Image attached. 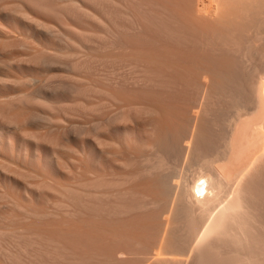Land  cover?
<instances>
[{
    "label": "bare ground",
    "instance_id": "1",
    "mask_svg": "<svg viewBox=\"0 0 264 264\" xmlns=\"http://www.w3.org/2000/svg\"><path fill=\"white\" fill-rule=\"evenodd\" d=\"M68 6L70 7L71 4L67 5L61 2L53 6L50 0H0V201H2L0 210H11V213L8 211L9 214L0 213V259L6 263L16 264L14 262L16 261L15 256L19 253L22 255L20 261L24 260L28 263L54 264V261H57L55 264H71L69 261L81 263L86 260L85 263L90 264L85 259L87 257L83 258V256L89 255L90 250L88 253H86L87 251L84 252L85 255L78 253L80 251L78 247L81 246L80 248L85 250L86 244H88L92 254H95L93 255L96 256V259L98 258L97 261L100 259L101 264H118L127 256H130L127 260L133 258L142 260L139 256L146 252H142L143 254L138 252L139 254H137L136 249L139 251V248L145 247L142 242L146 243L145 235L143 236L145 221L143 222L144 218L142 217L144 211L149 203L158 208L164 201L166 202L164 211L158 209L164 212L161 215L174 218L182 223L183 239L188 243V248L179 254L181 257L185 253L186 255L191 254L194 264H264V71L254 74L247 87L244 84L241 100L238 99V103L232 105L235 109H232L233 112L231 110L232 113L230 110H224L225 112L217 114V135H214V137L217 136V139L214 140L215 142H211L212 137L210 135L211 139L204 134H194L193 140L197 144L202 145L206 150H214L212 157L200 158L201 160L196 164L192 161L191 156L187 158L183 152V148L187 145L181 133L183 128L181 129L178 124L179 119L175 122L174 118H171V116L177 115V118L182 119L185 115L174 111L175 108L170 109L167 106L170 103L168 99L169 103L165 102V105L163 103L160 106L136 103L135 99H133L134 102L131 100L135 96L131 95L130 99L129 96L125 97L127 94L118 95L119 91L115 89L118 91H116L118 94L115 93L118 98L115 99L119 100L121 109L124 110L125 116L129 118L131 123L124 125H119L120 122L117 123V128L114 127L117 130L115 134L120 137L112 140H110L111 137L110 139L108 137V143L104 142L106 140L98 142L101 140L100 137H103L102 134L98 137L100 140L97 139L96 141L98 133L97 136H94L96 137L95 140L90 138L91 141L94 140L99 143V148L93 149L95 155L91 160L96 168L94 171H88L86 170L88 161L85 164V160L77 158L78 155L74 159L70 151L73 149H70V152L67 148L66 150L63 149L65 141L62 140V137L60 140H55L33 130V126H37L35 124L42 118L43 113L46 111L53 112L57 109L65 116L51 117L47 115L50 117L51 128L59 130L66 136V140L71 137V135L68 136L71 132L68 133L69 128L72 129L73 135L79 134L78 136L81 137L82 128L79 127L82 126L79 124L78 127L77 122V125L68 122L67 119L70 116L67 115L66 109L73 106H84L83 100L81 101L82 96L86 93L87 95L88 93L95 95L100 90L95 58H90V64L85 59L89 65L91 78H83L81 71L85 67V63H83L82 54L79 50L77 51L78 47L74 46L76 43L71 42L73 38L68 35L67 37L70 39L67 41L63 39V34L66 33L63 32L64 29L75 31V27L67 25L63 20L64 13L70 12ZM191 6L193 7V5ZM204 13L207 15V12ZM204 13L201 14L204 15ZM211 14H208V17L211 16L209 18H213ZM108 27H112V30L115 28L113 26ZM130 37L132 36L130 35ZM185 40L187 41V39ZM207 44L211 45L208 42ZM185 51L181 54L187 56ZM162 53L164 52L162 51ZM191 54L190 51L188 53L189 58ZM196 55L194 60H196ZM144 56L148 64H154L159 60L158 69L160 67L159 73H162V81L164 79V82L175 79L182 82L186 88H199L198 93L200 89L203 91V88L205 92L206 89L208 92L214 88L217 89L218 95L223 94L225 84H227L226 88L228 87L227 80L229 77L227 78L226 63L221 59L216 61L210 55L204 58L208 64L206 67L208 69L205 68L206 72H204L205 76L208 75L206 79L208 83L205 82L207 86H204L200 82L201 79L203 82V78L201 77L199 62L189 58L185 59L180 54L171 53H165L158 59L152 55ZM191 56L193 58V54ZM218 58L221 57L218 56ZM199 61L201 60L199 59ZM201 62L205 63L203 60ZM204 65L202 64L203 67ZM17 69H25L29 75H18ZM135 79L137 80L136 77ZM141 80L143 81V79ZM141 80L140 82H142ZM231 82L233 83V81ZM135 83L138 84L139 82ZM164 87L167 88L168 86ZM176 90L179 89H175V92L182 91ZM168 91L169 89L166 92ZM104 92L106 91L104 90ZM73 93L80 100L73 96ZM166 96L170 97L169 94ZM109 99L111 100V98ZM111 101L113 102V100ZM159 102L161 103V101ZM190 102L192 103V100ZM95 106L96 104L92 102V104H85L83 108L95 111ZM177 107L179 108V106ZM121 112L120 110L118 114L120 115ZM226 112L231 114L226 115ZM145 114L150 116L147 124L143 123L144 120L142 121ZM179 114L182 116H178ZM101 116L103 115L101 114ZM78 120L80 121V119ZM111 124L113 123L111 122ZM105 127L104 129H106ZM206 128L208 127L206 126ZM108 129L110 128L108 127ZM84 131L83 133H85ZM101 131L99 132L101 133ZM108 131L110 130H107V133ZM187 133H185L186 136ZM134 143L140 144L147 151L154 149H157V152L162 149L179 150V153L177 152L179 156L172 161L158 155V157L156 156L157 159L154 158L155 161H152V159H146V155L139 156V152L136 154L133 150ZM62 150L71 153L72 155L68 154V156L69 158L72 156L73 160L66 162L64 156L67 154L64 155ZM180 150L183 151L180 152ZM74 153L76 152L74 151ZM141 157H145L147 167L139 168L137 164V166L134 164L138 163ZM141 162L144 164L143 161ZM132 165L135 166V169L138 167V171H134ZM205 177L212 179L213 183L220 187L221 196L227 193V198L223 203H221L220 196L211 201V204L219 205V207L212 213L207 223L197 215L192 204L193 191L196 190L199 196L204 195V180L202 178ZM61 180L64 181L61 182ZM241 196L244 199L248 214L243 218L240 225L231 228L230 234L226 238H213L202 242L201 238L207 237L209 231L214 228L216 214L225 215L228 211L229 202L234 197L240 198ZM147 200L151 202L147 203ZM39 201L48 205V208H34L32 204ZM77 202L80 207L76 206ZM3 221H8L10 224L8 223L7 227H1ZM17 222L19 225H15ZM150 227L146 230L149 231ZM247 246H252L249 253H242L237 249ZM75 248L78 250V254L83 255L82 257L72 252ZM150 254L146 253V257L143 255L142 258L144 257V260L147 256L152 258ZM163 254L166 253L163 252ZM133 255L134 257H131ZM152 256L155 258V255ZM157 258L155 261L158 260ZM92 259L90 260L92 261ZM97 261L94 260V263Z\"/></svg>",
    "mask_w": 264,
    "mask_h": 264
},
{
    "label": "rangeland",
    "instance_id": "2",
    "mask_svg": "<svg viewBox=\"0 0 264 264\" xmlns=\"http://www.w3.org/2000/svg\"><path fill=\"white\" fill-rule=\"evenodd\" d=\"M59 2L67 4V5L71 4L70 7L68 6V10H70V12L68 11V12L64 13L63 20L67 25H69V26L72 25L73 28L75 27L77 29L76 30L74 28L75 31L70 30V29H67L68 31H66V29H64L63 32H66V33H64L66 35L63 34L64 38H63V36H62V38L65 39L66 41L68 39H70V37L73 38V39H71V42H73L74 44L76 43V45H74V46L76 48L78 47L77 51L79 50V52L82 54L83 59H84L83 63H85L84 64L85 67L82 69L83 72L81 71V75L83 76V78H85V79L91 78V74L89 72V67H88L89 66L88 62L90 64V58L91 57L95 58L94 62L97 65L98 86H99L101 92L99 90L97 92V94H95V95L92 93H91V95H90V93H88V95H87V93H86V95L82 96L83 98H81V96H80L81 101L83 100V102H84V106H85V104H89V103L92 104V102H93V104H96L95 111L85 109V108H83L84 106H82V107L81 106L80 107L73 106L71 108H67L68 110L66 109L67 115L70 116L67 119L68 122L74 123L75 125L78 124L77 125L78 127H79V124H80V126H82V127H79L80 129L82 128L81 132H80L81 137L78 136L79 134L73 135L72 129L69 128L68 133L71 131L72 134H70L71 133L70 132L68 134V136L71 135V137L69 136L71 139L67 138L69 140H66L65 139L66 136H64L59 130L51 128L52 125L50 122V117H48L47 115H49L51 117H64L65 116V115L61 114V111H59L57 109L54 110L53 112H47L46 111V113H43L44 115L42 116V118H40L39 121L35 124L37 126H33L35 129L32 127L33 130L40 133V135L47 136L48 138H51V139L60 140L63 138L62 140L65 141V144L63 143V146H64L63 149L65 148V150H66V148H67L68 151L70 149H73V150H70L73 155L71 153H69L70 151L64 152L62 150L64 155L67 154L64 156V157H66L65 161L70 162L73 160L72 156H74V159H75V157L78 155L79 157L77 156V158H82L83 160H85V164L88 161V163L86 164L87 165L86 170L94 171L96 168V165L94 166L92 164V161H91L93 156L95 155V151H93V149H95L97 147L99 148L98 145L100 142H102L104 140H106L104 142L109 141L108 137H109V139L111 137L110 140L115 139L117 137H120V136H117V134H115V133H117V130L115 129V128H117L116 127L117 123L120 122L119 125H124L126 123L129 124V122H130L129 118L125 116L124 110L121 109V105H120V103H118L119 100L115 99V98H118L117 97L118 93H119L118 95H121V96H124L125 94H127V96L125 95V97L129 96L130 99H131V95L135 96V98L132 97V99H131L132 101H133V99H135L136 103H144L147 105L148 104H150V105L155 104L157 106H160L163 103L165 105V102H168L167 101V99H168L170 102V103L169 102L168 103L170 105L172 104V106H170L169 104L167 105L170 107V109L175 108L174 111H177L178 113L180 112V113H182V115L183 114L185 115V117L183 116L185 119L184 118H182V119L177 118V115L174 117L171 116L172 119L174 118L175 122L177 119H179V121L177 120L178 124L181 127V129L183 128L181 130V133L183 136V140L187 146L184 147L185 149L183 148L184 151L180 150V152L183 151L186 154L187 158H190V156H191V159L195 164L198 163V161L201 160L202 158L212 157L214 155V150L204 149L202 147V145L197 144L196 141L193 140V137H194V134H204L209 139H211L210 137H212L211 142H215L217 139L216 138L217 136L214 137V135H217V133H216V131H217V129H216L217 128L216 117H218L217 114L220 112H225L227 110L228 111L230 110V112H231V110L234 109V106H232V105H234L235 103H238V101L241 100L240 98L242 96L241 92L243 91V87L245 85H246V87L248 86V84L250 83L249 82L250 78H252V76L254 74H258V73H261L264 71V0H97V1L96 0H62V1L61 0H50L51 5H53V6H55ZM185 4H186V6H185ZM191 5H193V7ZM187 7H189V8H187ZM75 8H78V9H75ZM175 8H177L178 10ZM80 9H83V10H80ZM192 9H193V11H195L194 12L195 14L193 13ZM202 10H204V11H202ZM177 11H179V12H177ZM208 11H210V13H212L211 15H213L212 16L213 18H209V17H211L210 15L208 17V14H210V13H208ZM199 12H201V13L207 12V15L205 13H204V15H202ZM193 14H194V16H193ZM92 16L94 17V19ZM57 18H58V16H57ZM184 19H186V20H184ZM193 19H194V21H193ZM205 24H207L208 26H206ZM108 26H110V27L113 26L115 28H113V30H112V27L109 28ZM212 26H214V27H212ZM198 28H199V30H198ZM221 28H222V30H221ZM78 29H80L79 32H78ZM120 34H122V35L120 36ZM129 34L132 37H130ZM68 35L70 37H67ZM111 35H112V37H111ZM78 37H81V38L78 39ZM167 37H169V38H167ZM163 38H164V40H163ZM185 39H187V41ZM180 40L182 43L180 42ZM208 40L209 41L212 40V41L209 42ZM206 41L209 44L211 43V45H208ZM205 42H206V44H205ZM204 44H205V46H204ZM211 47H213V48H211ZM174 50H176V51H174ZM183 50L184 51L186 50L185 53L187 56L181 54V53H184ZM192 50H194V51H192ZM162 51L164 53H162ZM190 51L193 54V58H191L192 54L190 55V58L188 57V53H190ZM172 52H174V53H172ZM165 53L180 54L182 57H185V59L189 58L192 61L199 62L198 65L201 66V77L203 78V82H202L201 78H200L201 79L200 82L203 83L204 86L205 85L207 86V84L205 82L208 83V81L206 80L208 75L205 76V74H204V72H206L205 68L208 66V64H207V62H205L204 58L209 57V55H210V57L211 58L213 57V59L216 61H218V59H221V61H224L226 63L225 64L226 72L229 73V74L227 73V78L231 77V79L228 78V80H227L228 87L226 88L227 84H225L226 86H224V88H223V94L218 95L217 89H214V88H212V90L211 89L208 90V92H207V89L205 92L204 88H203L202 89L203 91H201V89H200L199 93H198L199 88H197V87H196L197 89L191 88V87L186 88V87H184L182 82H178L177 80L173 79L171 76L170 77L173 79V81L170 80L169 82H164V79L162 81V73L161 74L159 73L160 67L158 69L159 60L157 62H155L154 64H148L146 62L147 58L144 55H152L158 59L159 57H161V55H163ZM112 54H113V56H112ZM195 55H196V57H195L196 60H194ZM143 56L146 58V60L144 59ZM218 56L221 58H218ZM85 59H87L88 62H86L87 60H85ZM199 59L201 61L203 60V62H205L206 64L199 61ZM201 63L203 65L205 64L204 67L202 66ZM149 65H150V67H149ZM148 67H149V69H148ZM206 69H208V68H206ZM84 71H86V72H84ZM16 73H18V75H21V76H28L29 75V72H27L25 69H23V70L17 69ZM230 73H231V75H230ZM237 73H238V75H237ZM135 77L137 78V80L135 79ZM140 78L143 79V81ZM245 78H247V79H245ZM133 79H135V80L132 81ZM138 79H140L142 82H140V80L138 81ZM233 79L235 80V82ZM174 80H175V82H174ZM129 81H130V83H129ZM144 81H146V82H144ZM231 81H233V83ZM99 82H101V83H99ZM135 82H137V83L139 82V83L136 84ZM170 82H171V85H170ZM100 84H102V85H100ZM178 84H179V86H177ZM230 84H231V87L229 88ZM115 85L118 87H116ZM181 85H182V87H181ZM238 85H240V86H238ZM164 86H168V87L166 88ZM107 87L110 88L108 91L106 90V89H108ZM133 88H135V89H133ZM112 89H114V90H112ZM115 89H117L119 92ZM168 89L170 92L169 91L166 92ZM175 89H179L182 91L180 92L179 90H176L179 92H175ZM104 90L106 92H104ZM110 91L112 94L110 93ZM112 91H114V92H112ZM122 91H124V92H122ZM115 93H117V94H115ZM122 93H124V94L122 95ZM163 94L165 95V97ZM166 94L167 95L169 94L170 97L169 96L167 97ZM93 95H94V97H93ZM182 95H184V96H182ZM73 96H76V95L73 93ZM233 96H235V97H233ZM183 97H184V99H183ZM187 97L190 99H188ZM76 98H78V97L76 96ZM109 98H111V100H113V102ZM92 99H93V101H92ZM162 100H164V101H162ZM191 100H192V103L190 102ZM88 101H90V102H88ZM147 101H150V102H147ZM159 101H161V103ZM201 105H202L203 109L201 108ZM177 106H179V108ZM106 107H107V109H106ZM110 107H111V109L113 107V109L111 110ZM176 108H178V109H176ZM180 108H181V110H179ZM108 109H110V110H108ZM116 109H118V110L120 109L122 111L120 115L118 114V113H120V110L118 111ZM83 110H84V112H83ZM57 111H59V112H57ZM69 111H71V112L69 113ZM115 111H117V112H115ZM177 112H176V114H177ZM232 112H233V110H232ZM74 113H75V115H74ZM231 113L228 112L226 115H229ZM101 114L103 116H101ZM180 115L181 114H179L178 116H180ZM117 116H119V117L121 116V117L119 118ZM190 116H192V117H190ZM201 117H202V120H200ZM74 118H75V120H72ZM114 118H116V119H114ZM78 119H80V121ZM97 119H99V120L101 119V120L99 121ZM149 119H150L149 114H145V115H143L142 121L144 120L143 123L147 124ZM45 120H46V122H45ZM81 120H83L84 124H83V122H81ZM114 120H116L115 121L116 123L113 122ZM127 120H129V121H127ZM145 121H146V123H145ZM76 122H77V124H76ZM111 122L113 124H111ZM94 123H95V125H94ZM98 123H100L99 124L100 127L98 126ZM91 124L93 126H90ZM96 124L98 127L96 126ZM83 125H85V126H83ZM205 125L208 128H206ZM41 126L43 127V132H42ZM89 126H90V129L88 130ZM107 126L110 129H108ZM104 127L106 129H104ZM188 127H189V130H188ZM101 128L103 129L102 130L103 133L104 132L107 133V130H110V131H108L107 134H105V133L103 134L101 131ZM197 128H199L200 130ZM39 129L41 130V132H39L40 131ZM203 129H204V131H203ZM205 129H206V131H205ZM183 130L185 131V133H187V131H188L187 136L185 135ZM83 131L85 133H83ZM99 131H101V133ZM82 133H83V135H82ZM97 133H98V136H97ZM101 134L103 137H100L101 138V140H100V138H98V137L101 136ZM72 135H73V137H72ZM91 135H93V136H91ZM209 135H210V137H209ZM76 136H77V138H76ZM94 136H97V138ZM104 137H105V139H104ZM90 138L94 139V140L96 138V141H97V139H99L100 141H98L99 143H96L94 140H92L93 141L92 142ZM95 143H96V145H95ZM133 145H135V147H133L134 148L133 150L136 154H138L137 152H139V154H138L139 156L146 155L147 156L146 159H152V161L153 160L155 161V159H157L156 156L158 157V155L164 156L165 158H168L169 160H172V161L177 159L179 156V155H177L179 153V150L162 149V150H158L159 152H157L156 151L157 149H154L152 151H147L146 149H143L142 146L138 143H134ZM137 146H138V148H137ZM190 147H191V149H190ZM186 148H188L189 150ZM74 151L76 153H74ZM68 154L72 155V156H70V158H69ZM89 155H90V157H89ZM89 159H90V161H89ZM144 159H145V157L144 158L141 157V159H139L140 161L138 160L139 164L137 162L134 164L135 165L137 164L139 166V168L140 167H142V168L147 167L148 164H146L147 162ZM141 161H143L144 164H142ZM88 164H89V166H88ZM132 168H134V171H138V169H139L138 167H137V169H135V166H133ZM140 170H139V172H140ZM63 181L64 180H61V182H63ZM149 200H147L148 201L147 203L151 202ZM0 204H2V201H0ZM78 204L79 203L77 202L76 206ZM149 204L148 205L146 204L147 206H146V209H145L143 217H142V218H144L143 222L145 221L144 233H145V231L148 230L147 228L150 227V224H151V227H150V230L147 231V233H145V234L143 233V236L145 235L144 240H146V243L143 241L144 243L142 242V244L145 247L144 248L137 247L141 251L140 250L138 251L137 249H136V251H137V254H139V253L143 254L144 252H146L149 255V253H151L150 255L152 258L147 256V258H146L147 260L146 259L144 260L143 258L146 257L145 256L146 253H144L143 258H142L143 255H141V256L138 255L139 258L142 260H138V258L137 259L133 258V259H129L130 260L129 261L127 259L130 256H127V258H125V260L123 259L125 261V263L122 260V261L118 262V264H120L121 262H122L121 264H180V262H181V264H194L193 263L194 262L193 256H191V254L186 255V253H185V255H184L185 257L184 256L181 257L179 255L180 253L185 252L188 248V243L186 242L185 239H183L184 238V230L182 227V223L179 222V220H175L174 218H168V217H165L164 215H161V213H164L163 211L166 207V202L163 201V204L161 206H159L158 208L154 207L153 204H150V205ZM32 205L36 209L48 208V205H45L44 203H41L40 201L36 202ZM77 207H80V205H78ZM90 208H93V207L90 206ZM159 208L163 211L162 212L159 211L158 210ZM3 211L1 209L0 213H3V214H6V213L9 214V212L11 213V210H9V209H3ZM18 213H20V212H18ZM15 214H17V212ZM8 223L10 224V222H8V221L7 222L3 221L1 223V227L2 226L7 227ZM15 225H19V223L17 222ZM180 227H182V228H180ZM85 242L87 243L86 239H85ZM170 242H172V243H170ZM181 244H182V246H180ZM86 245H87V247H86L87 250H86L85 246L84 247L82 246V248H85V250L81 249L80 248L81 246L80 247L77 246L80 251L76 250V248H75V249H73L72 252L75 254H78V253L83 254L86 251H87L86 253H88V251L90 250L89 255L88 254L85 255V253L83 254L85 256H83L81 254H78V255L81 257L83 256V258L87 257V258H85L88 260L87 263L101 264L100 259L97 261L98 258L96 259V256H94L95 254L93 253L94 254L93 255L91 252L92 250L89 249L91 247H89L88 244H86ZM143 245H141V246H143ZM251 248H252V246H247V247H240L237 249H239L242 253H249L251 251ZM82 250H83V252H82ZM77 251H78V253H77ZM163 252L166 254L164 255ZM137 254L135 255V257L137 256ZM161 254H162V256H160ZM20 255H19V253H17L15 256L16 261H14V262H16V264H18V263L21 264L23 262H25L23 264H37L36 262L28 263L24 260L20 261V258L22 259V255L21 256ZM152 255H155V258H157V256H159L162 259L166 258L165 259L166 261L162 260L158 257L157 258L158 260L157 259L156 260L157 261L161 260L160 261L161 263L157 262V261H155V258ZM131 257H134V255ZM91 258H93L92 261L90 260ZM148 259L152 260V261H149ZM94 260H96L97 262L94 263ZM126 261H127V263H126ZM1 262H2V264L3 263L4 264H11L9 262L6 263L5 261H3V259H0V264H1ZM55 262H57V261H54V264H55ZM69 262H71V264L80 263V262H75V261H73V262L69 261ZM85 262H86V260H85ZM85 262L83 260V262H81V263L86 264ZM67 264H70V263H67ZM104 264H106V263H104ZM107 264H111V263H107ZM115 264H117V263H115Z\"/></svg>",
    "mask_w": 264,
    "mask_h": 264
},
{
    "label": "clouds",
    "instance_id": "3",
    "mask_svg": "<svg viewBox=\"0 0 264 264\" xmlns=\"http://www.w3.org/2000/svg\"><path fill=\"white\" fill-rule=\"evenodd\" d=\"M204 180V195H197L196 190L192 192V204L196 209L197 215L203 218L204 222L211 218L213 212L219 205L211 204V201L215 200L217 196H220L221 203L227 198V193L221 196L220 187L213 183L212 179L208 177L202 178ZM248 210L245 206L244 199L233 198L229 202L228 211L225 215L221 213L216 214V223L213 229L209 231L207 237H202V242L213 238L223 239L230 234V229L238 227L245 216H247Z\"/></svg>",
    "mask_w": 264,
    "mask_h": 264
}]
</instances>
